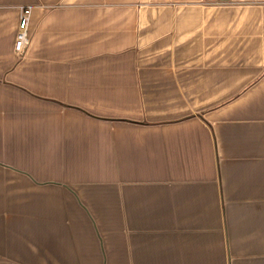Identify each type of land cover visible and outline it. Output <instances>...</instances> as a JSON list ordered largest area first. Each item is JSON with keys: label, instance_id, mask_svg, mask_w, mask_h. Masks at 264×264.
Here are the masks:
<instances>
[{"label": "crops", "instance_id": "crops-1", "mask_svg": "<svg viewBox=\"0 0 264 264\" xmlns=\"http://www.w3.org/2000/svg\"><path fill=\"white\" fill-rule=\"evenodd\" d=\"M0 264H264V0H0Z\"/></svg>", "mask_w": 264, "mask_h": 264}, {"label": "built area", "instance_id": "built-area-1", "mask_svg": "<svg viewBox=\"0 0 264 264\" xmlns=\"http://www.w3.org/2000/svg\"><path fill=\"white\" fill-rule=\"evenodd\" d=\"M30 11H31L30 6L20 7V14L18 18L17 30L15 33L14 45H13V48L16 51H20L27 43L28 40L27 25H28Z\"/></svg>", "mask_w": 264, "mask_h": 264}]
</instances>
